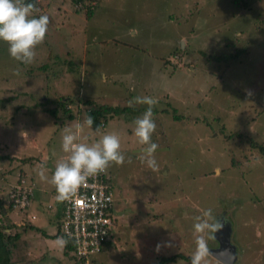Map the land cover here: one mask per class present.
<instances>
[{
    "label": "rangeland",
    "instance_id": "374dc122",
    "mask_svg": "<svg viewBox=\"0 0 264 264\" xmlns=\"http://www.w3.org/2000/svg\"><path fill=\"white\" fill-rule=\"evenodd\" d=\"M247 1L244 11L233 0H99L88 18L71 0H39L34 15H47L49 25L34 62L14 61L0 42V198L7 200L21 173L34 191L43 183L54 198L55 187L37 172L43 164L50 179L66 156L64 130L82 123L89 107L127 106L98 131L81 133V142L93 143L115 132L125 155L123 165L109 168L114 242L81 264H156L175 254L161 264H190L194 218L208 208L232 222L234 264H264V0ZM230 52L236 57L228 66L209 59ZM140 95L158 100L156 171L142 160L146 146L134 134L148 107L134 102ZM60 96L78 100L67 106L75 118L47 112ZM26 210L3 215L20 234L15 264H77L73 251L56 245L60 236H43L30 218L20 225ZM39 238L49 246L43 259L27 254L35 250L27 240ZM216 246L208 240L209 249ZM208 264L222 263L209 255Z\"/></svg>",
    "mask_w": 264,
    "mask_h": 264
},
{
    "label": "clouds",
    "instance_id": "9594fccd",
    "mask_svg": "<svg viewBox=\"0 0 264 264\" xmlns=\"http://www.w3.org/2000/svg\"><path fill=\"white\" fill-rule=\"evenodd\" d=\"M38 11L33 3H26L25 0H0V42L8 45L9 56L14 61L24 65L34 62L36 48L44 42L48 31L49 17L39 15L37 18L34 13ZM13 74L19 75V71L15 70ZM134 102L148 106L142 117L134 121V134L137 142L146 146L142 148V160L149 169L156 171L158 164L155 153L158 144L152 142V135L156 130L153 108L158 100L150 96H137ZM93 123V118L86 114L83 122L75 125V129L64 130L61 146L66 156L56 163L50 179L46 175L45 166L42 164L39 167L37 172L39 179L55 187L58 201L70 200L89 178L106 173L113 164L123 165L125 162V155L121 151V139L115 132L104 134L93 143L81 142L84 128L91 130ZM96 130H99V125ZM194 219L196 247L190 264H208L210 255L208 240L213 239L214 234L223 228L224 222L213 215L211 208L202 210V215ZM67 243L68 240L63 237L56 241V245L61 249Z\"/></svg>",
    "mask_w": 264,
    "mask_h": 264
},
{
    "label": "built area",
    "instance_id": "2783aa9c",
    "mask_svg": "<svg viewBox=\"0 0 264 264\" xmlns=\"http://www.w3.org/2000/svg\"><path fill=\"white\" fill-rule=\"evenodd\" d=\"M106 173L89 178L75 196L61 203L59 233L73 244L76 261L84 260L101 251L113 229L112 208L114 197ZM34 188L26 178H19L9 185L7 204L11 210L27 209ZM2 214H0V217ZM77 263V262H76Z\"/></svg>",
    "mask_w": 264,
    "mask_h": 264
},
{
    "label": "trees",
    "instance_id": "16d2710c",
    "mask_svg": "<svg viewBox=\"0 0 264 264\" xmlns=\"http://www.w3.org/2000/svg\"><path fill=\"white\" fill-rule=\"evenodd\" d=\"M93 1H94V4H91ZM98 1L99 0H71V2L73 3L75 11L85 12V14L88 18H90L93 15V12L95 10L94 7H96V4L98 3ZM25 2L26 3H33L35 5L36 9H39V4H40L39 0H25ZM233 3L239 10L243 9L245 11L246 9H248V1L247 0H233ZM77 4H79V6H75ZM168 18L170 19L173 17L171 15H168ZM183 51H184V49H183ZM174 52H176V51H174ZM235 57H236V54L233 52H230V53L224 54L221 57L210 56L209 59H213L215 61L224 63L226 66H228V60H230V59L233 60ZM52 75L58 76V73L53 72ZM59 99L60 100H57V102H58L57 109H56V107L50 108V109L48 108L47 112H49L50 114L54 115V117H56V113L58 112V110H62V112L64 114H67L66 116L68 118L73 119L74 113H72L73 111L68 109L67 106L69 104H75L76 105L78 100H76L74 102V100L68 96H60ZM126 108H124V109H126ZM124 109L119 108V107H112L110 105H102V106H99L96 108L95 107L94 108L89 107L86 114L93 118L94 123H93L92 127L96 129L98 125H99V128H103L105 126V120L107 119V117L119 115V112H121ZM174 116H175V118H177L176 115H174ZM251 144H253L252 146H256L258 148L257 149L258 152L261 154V151L263 149L262 145H260V143H254V142ZM241 156H239V157H241ZM261 156L264 157L263 154H261ZM2 157L0 156V158H2ZM242 158H243V156L237 162L236 161L234 162L232 160V163H234V167H238L239 166L238 164L242 163V161H241ZM261 159H264V158H261ZM111 170H112V168H111ZM213 174H214V172H213ZM23 175L24 174L21 173L19 175V177L25 178ZM108 175H109L108 181L111 185V172H110V170H109ZM33 193H34V191H33ZM9 211H11V206L7 204V200L0 198V214L5 215ZM113 225H115V226L117 225V219L116 218H113ZM19 238H20V236L17 232H15V233L12 232L11 224L8 223L7 219H4L3 216L0 217V264H15L13 257L15 255V253L17 252L16 250H18L20 248V244L18 242ZM110 244H111V240H110V236H109L107 241L104 243V245L109 246ZM64 248H65L66 253L68 251H73V249H74L73 244H71L69 242L67 243V245ZM175 255H169L167 257H161L160 260L156 264H161V263L172 261L175 259ZM178 255L180 257H182L180 254H178ZM188 259H190V258H188ZM76 262L81 264V263H84V260H80V261H76Z\"/></svg>",
    "mask_w": 264,
    "mask_h": 264
},
{
    "label": "crops",
    "instance_id": "0c3cea01",
    "mask_svg": "<svg viewBox=\"0 0 264 264\" xmlns=\"http://www.w3.org/2000/svg\"><path fill=\"white\" fill-rule=\"evenodd\" d=\"M182 38L183 37H181L180 39H182ZM114 39H116V38L114 37ZM123 41L124 40H121L118 42L122 43ZM126 45H130L129 42H127ZM144 91H145V93H148V91L145 88H144ZM140 96L143 97L142 95H140ZM154 99L157 100L156 97H154ZM125 107H127V106H125ZM156 113H157V110H156ZM73 118H75V116ZM254 162L259 164V161H257V159ZM218 169L220 170L219 166H216L214 168V170H213L214 174H217V175L220 174V171L218 173ZM34 187H36V191H34L33 196H32V200H31V204L28 207V209L26 210V211H29V213L27 214L26 218L22 217V221L20 222V225L21 226L23 225L25 219L30 218V220L33 222V226L35 227V229H37L39 232H41L43 236L49 237L51 239H52V237L60 236L58 226H59V220H60V216H61V207L57 206V209H54V204H53L54 201H57V199H56L57 195H55L54 198H52V196L50 197V195H51V192H49L50 188L43 185V183H37V186H34ZM53 194H54V192H53ZM19 212H21V211H19ZM20 218H21V215H20ZM36 218L38 219V223H36L34 221ZM221 219L225 220V218H221ZM228 223L230 224V222H228ZM53 224L55 226V234L52 232L53 230L51 231V229L49 228ZM230 226H232V230L230 231V237H231V235L233 233L232 222H231ZM114 227H115V225L113 226V228ZM19 236H20V234H19ZM110 240H111V243L114 242L112 231H111V235H110ZM27 243L29 244V246H35V248H34L35 250H32L31 248L27 249L28 250L27 254H34V255L39 254L41 259H43L42 256L44 254H46L48 249H49L48 244H46L41 238L33 240L31 242L27 240ZM215 245H216V243H215ZM235 247H236V251H237V246L235 245ZM64 250H65V248H64ZM100 252H102V250L99 251L98 253H100ZM94 254H92V256ZM31 264H44V263L42 260H40V261H32Z\"/></svg>",
    "mask_w": 264,
    "mask_h": 264
},
{
    "label": "water",
    "instance_id": "95a60500",
    "mask_svg": "<svg viewBox=\"0 0 264 264\" xmlns=\"http://www.w3.org/2000/svg\"><path fill=\"white\" fill-rule=\"evenodd\" d=\"M230 231L231 226L227 223L214 234L217 246L209 249L210 255L222 264H234L237 260L236 247L230 241Z\"/></svg>",
    "mask_w": 264,
    "mask_h": 264
},
{
    "label": "flooded vegetation",
    "instance_id": "af4514ba",
    "mask_svg": "<svg viewBox=\"0 0 264 264\" xmlns=\"http://www.w3.org/2000/svg\"><path fill=\"white\" fill-rule=\"evenodd\" d=\"M112 171H113V170L110 169L111 175H112V173H113ZM220 220H222V221L224 222V226L227 225V223H225V220H224V219H220ZM216 242H217V241H216Z\"/></svg>",
    "mask_w": 264,
    "mask_h": 264
}]
</instances>
